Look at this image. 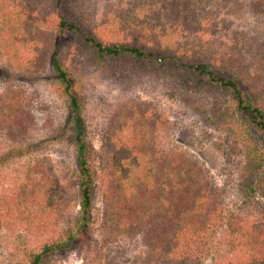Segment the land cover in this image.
<instances>
[{"label": "rangeland", "instance_id": "rangeland-1", "mask_svg": "<svg viewBox=\"0 0 264 264\" xmlns=\"http://www.w3.org/2000/svg\"><path fill=\"white\" fill-rule=\"evenodd\" d=\"M185 1L79 0L70 14L106 26V31L117 30L115 40L151 46L152 32L157 29L169 47H179L187 54L195 51L199 56H210L222 67H237L240 58L247 69L243 68L246 84L255 88L264 100V63L253 58L260 45H264V8L252 7V0H204L201 5L205 20L187 24L180 14ZM31 2V12L40 21L37 33L42 35L49 29L54 33L55 14L50 16L49 8L45 9L50 3L45 7V1ZM174 10L177 15L172 13ZM96 32L103 40L112 38L99 28ZM69 40L66 36L61 39L64 49L68 48ZM44 50L39 56L45 57V64L39 71L29 67H24V71L14 69L6 56L0 57V100L14 90L22 97L24 110L30 112L22 126L0 129V199L15 194L23 184L25 172L36 165L60 184L65 195L63 217L46 221L41 227H29L15 219L1 225L0 264H31V254L39 253L56 238L79 209L74 146L61 133L67 116L66 101L55 86L49 51ZM72 65L84 102L87 140L94 150H101V136L115 124L118 115L129 111L135 121L143 124L148 146L159 154L186 153L209 172L219 191L225 219L204 237L191 263L214 264L231 255L226 228L230 215L264 223V197L258 191H250L241 177L243 149L237 121L231 116L227 100L216 102L205 91L190 92L170 77L155 76L141 66H131L126 58L110 60L106 67L88 61L78 63L76 59ZM17 151L22 152L20 156ZM95 165L97 177L102 179L98 157ZM98 183L100 180L94 198L91 241L49 257L47 262L153 264L155 258L145 259L148 250L138 234L113 226L106 228L104 214L108 206Z\"/></svg>", "mask_w": 264, "mask_h": 264}, {"label": "trees", "instance_id": "trees-1", "mask_svg": "<svg viewBox=\"0 0 264 264\" xmlns=\"http://www.w3.org/2000/svg\"><path fill=\"white\" fill-rule=\"evenodd\" d=\"M31 1L0 0V57L6 56L14 69L24 71V67H29L39 71L45 64V57L39 54L48 49L55 86L66 101L67 116L61 133L74 146L79 196L78 212L69 217L56 238L39 253L31 254V264H49V257L91 241L98 180L108 206L104 214L106 228L113 226L138 234L148 250L145 259L155 258L153 264H193L192 256L201 241L225 219L219 191L209 172L186 153L159 154L148 146L143 124L135 121L129 111L118 115L115 124L101 136V150H94L87 140L84 102L72 63L76 59L78 63L88 61L106 67L110 60L126 58L131 66H141L155 76L170 77L190 92L205 91L216 102L227 100L243 149L241 177L250 191H258L264 197V100L246 84L241 59L237 67H222L210 56L169 47L157 29L152 32L151 46L115 40L117 30L106 31V26L70 14L79 0H41L45 7L50 3L45 9L49 8L50 16L55 14L56 21L54 33L49 29L41 35L36 30L40 21L31 12ZM203 1L184 2L180 14L187 24L205 20ZM252 1V7L264 8V0ZM172 6L174 9V3ZM172 13L177 15L175 10ZM96 28L112 38L103 40L97 36ZM146 31L147 28L143 35ZM65 36L70 39L67 49L61 43ZM260 49L253 58L264 63V45ZM22 103V97L14 90L0 100V129L25 123L30 112L24 110ZM21 153L16 152L17 156ZM97 157L102 179L97 177ZM33 167L25 172L23 184L15 194L0 199V226L15 219L29 227H41L46 221L63 217L65 195L60 184L38 166ZM226 228L232 253L214 264H264L263 222L230 215Z\"/></svg>", "mask_w": 264, "mask_h": 264}]
</instances>
